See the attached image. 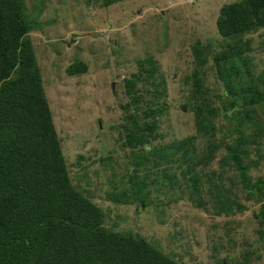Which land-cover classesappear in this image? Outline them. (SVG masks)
<instances>
[{"label": "rangeland", "instance_id": "obj_1", "mask_svg": "<svg viewBox=\"0 0 264 264\" xmlns=\"http://www.w3.org/2000/svg\"><path fill=\"white\" fill-rule=\"evenodd\" d=\"M21 1L67 172L102 209L103 226L143 236L178 264H264V105L246 115L230 107L237 99L224 94L213 59L231 40L218 32L219 9L235 0ZM241 43L240 74L264 77V27ZM72 63L86 67L70 73ZM161 103L155 137L127 144L134 121L150 122L146 109ZM191 136L184 156L137 157ZM137 185H146L141 205Z\"/></svg>", "mask_w": 264, "mask_h": 264}, {"label": "trees", "instance_id": "obj_2", "mask_svg": "<svg viewBox=\"0 0 264 264\" xmlns=\"http://www.w3.org/2000/svg\"><path fill=\"white\" fill-rule=\"evenodd\" d=\"M103 1L107 4L114 0ZM216 24L219 34L231 39L213 58L217 73L225 84L224 94L237 99V104L233 101L230 107L235 104L239 114L246 115L251 104V107L257 103L264 105V77L252 76L249 68L240 74L233 57L242 59L246 47L241 43L243 35L264 27V0L225 3L219 9ZM32 27L21 0H0V264H178L143 236L104 227L102 209L73 185L33 45L26 35ZM149 60L137 61L144 67ZM85 67L72 63L67 70L76 73ZM153 68L148 67L151 75L155 72ZM244 73L253 77L245 88L237 78ZM125 80L129 88L132 81ZM259 83L262 89L258 88ZM152 94L156 97L161 94L157 85ZM139 98L136 95L133 101ZM207 99L208 96L202 97L204 101ZM196 106V110L201 109L199 104ZM146 110L152 120L143 124L135 120L127 144L136 146L148 137H155V115L164 111L163 103ZM257 126L259 131L260 125ZM137 128L144 133L136 136ZM193 140L191 136L176 147L172 141L160 148L145 149L147 155L144 151L137 157L143 162L154 154L160 163L166 157L169 161L176 152L184 156ZM237 142L240 144V140ZM258 183L246 186L247 193L256 196L261 186ZM198 184L197 179L192 181L193 191L199 189ZM137 186L140 189L132 193L133 200L142 204L139 193L146 185ZM124 194L126 191L118 195ZM260 214L264 218V203Z\"/></svg>", "mask_w": 264, "mask_h": 264}]
</instances>
